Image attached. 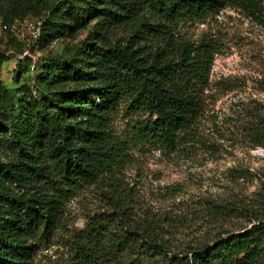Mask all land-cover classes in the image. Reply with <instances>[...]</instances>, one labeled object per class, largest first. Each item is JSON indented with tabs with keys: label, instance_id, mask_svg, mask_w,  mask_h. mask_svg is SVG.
Returning a JSON list of instances; mask_svg holds the SVG:
<instances>
[{
	"label": "trees",
	"instance_id": "16d2710c",
	"mask_svg": "<svg viewBox=\"0 0 264 264\" xmlns=\"http://www.w3.org/2000/svg\"><path fill=\"white\" fill-rule=\"evenodd\" d=\"M99 2L82 7L69 0L49 7L35 43L45 24L89 16L100 27L94 32L98 43L83 42L67 57L46 60L40 73L31 75L30 87L1 91L0 264H32L65 201L78 187L119 169L130 146L169 148L196 123L216 47L183 40L182 25L230 3L260 16L249 0ZM110 30L126 32V40L110 43ZM67 82L74 88L52 89ZM120 110L139 117L129 125V137L119 138L112 128ZM253 134L264 148V128ZM87 235L93 241L78 246L68 264H102L109 239H97L101 233L95 228ZM143 242L142 250L164 255L163 264H264V219L179 254L158 239Z\"/></svg>",
	"mask_w": 264,
	"mask_h": 264
},
{
	"label": "rangeland",
	"instance_id": "374dc122",
	"mask_svg": "<svg viewBox=\"0 0 264 264\" xmlns=\"http://www.w3.org/2000/svg\"><path fill=\"white\" fill-rule=\"evenodd\" d=\"M68 1L0 0V94L3 88L30 87L31 75L46 60L67 57L83 42L98 43L94 32L100 27L91 16L45 24L35 43L48 8ZM74 1L82 7L91 2ZM249 1L260 16L230 3L180 28L183 40L216 47L196 123L169 148L130 146L119 169L78 187L32 264L70 263L78 246L93 241L91 228L101 233L97 239H109L102 264H163L162 253L142 250L145 237L179 254L264 219V148L253 134L264 128V0ZM106 35L110 43L127 38L120 30ZM73 88L70 82L52 86ZM137 118L120 110L114 133L129 137ZM118 240L124 247H114Z\"/></svg>",
	"mask_w": 264,
	"mask_h": 264
},
{
	"label": "built area",
	"instance_id": "2783aa9c",
	"mask_svg": "<svg viewBox=\"0 0 264 264\" xmlns=\"http://www.w3.org/2000/svg\"><path fill=\"white\" fill-rule=\"evenodd\" d=\"M39 28H40V27H37V29H36V33H34L35 38H38V37H39Z\"/></svg>",
	"mask_w": 264,
	"mask_h": 264
}]
</instances>
